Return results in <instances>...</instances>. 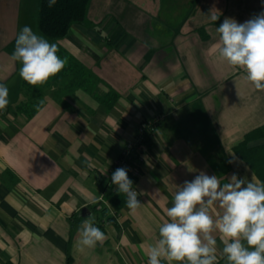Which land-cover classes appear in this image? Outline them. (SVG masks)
Instances as JSON below:
<instances>
[{"label":"crops","instance_id":"obj_1","mask_svg":"<svg viewBox=\"0 0 264 264\" xmlns=\"http://www.w3.org/2000/svg\"><path fill=\"white\" fill-rule=\"evenodd\" d=\"M37 3L0 0V83L9 89L0 110V264H147L178 186L202 171L222 183L233 173L256 177L232 148L264 124V91L219 58L216 28L226 17L243 23L264 3L90 0L85 22L55 42L76 69L41 85L43 104L26 117L12 53L23 26L41 35ZM154 116L133 183L141 206L115 213L113 161ZM222 212L210 208L214 218ZM88 216L106 240L81 252L78 228ZM220 247L218 264H227Z\"/></svg>","mask_w":264,"mask_h":264},{"label":"clouds","instance_id":"obj_2","mask_svg":"<svg viewBox=\"0 0 264 264\" xmlns=\"http://www.w3.org/2000/svg\"><path fill=\"white\" fill-rule=\"evenodd\" d=\"M55 3L56 0H49L48 6ZM218 19L210 15V20ZM216 32L219 58L242 70L256 90L264 91V10L243 23L226 17ZM58 52L56 43L25 25L15 38L12 59L21 64L20 77L38 86L66 66V59ZM8 104L9 89L0 83V110H5ZM111 182L117 186L118 193L127 197L125 203L129 209L141 206L126 167L117 168ZM215 204L223 210L218 218L210 214ZM166 216L168 221L160 225L157 241L149 248L147 264H218L220 245V257L227 264H264V182L254 175L246 179L233 173L222 183L220 177L202 171L178 186ZM214 232L219 235H213ZM78 233L76 247L81 252L106 240L91 216L82 220Z\"/></svg>","mask_w":264,"mask_h":264},{"label":"trees","instance_id":"obj_3","mask_svg":"<svg viewBox=\"0 0 264 264\" xmlns=\"http://www.w3.org/2000/svg\"><path fill=\"white\" fill-rule=\"evenodd\" d=\"M89 1L90 0H56L55 5L49 7L48 6L49 0H38L37 28L40 34L43 35L52 43H55L58 39L67 36L72 25L83 24L85 22ZM61 55L65 56L64 53H61ZM65 58L67 57L65 56ZM75 66H76L75 63L73 62L71 63L66 62L65 67L74 70L76 69ZM22 82H23L22 83L23 89L25 91L24 92L25 97L23 98V100H21V102H19V104H17V109L19 112L23 113L26 117H31L38 109L37 105H40L38 103V99L41 96V92H42L41 85L32 86L27 82H25L24 80ZM154 117L148 119L146 118L142 120L138 126H140L144 121L151 120ZM152 133L153 131L150 130L147 131L145 134H143L142 144L143 145L145 144L144 147L149 142ZM136 135H137V129L135 136ZM259 139H264V124L257 126L246 132L243 135V138L237 144H235L232 149L236 156H238L245 163H247V165L252 169L256 177L261 182H264V144H255V145L250 144L252 141ZM130 142H133V140ZM123 153L124 152L122 151L118 155V157H122ZM142 155L143 154L139 153L137 148L133 147L128 153V156L126 157L130 165L127 167L128 176L133 181V183L138 176L132 175V166L137 167L138 165L139 174H140V164L143 162L144 157L142 161L139 162L138 160H139V156ZM126 199L127 197L123 193L117 192V186L112 184L109 202H108L109 208H112L113 211L116 213L123 205L126 204L125 203ZM106 209L107 208H102L100 211L105 212ZM108 218L113 219L112 216Z\"/></svg>","mask_w":264,"mask_h":264},{"label":"built area","instance_id":"obj_4","mask_svg":"<svg viewBox=\"0 0 264 264\" xmlns=\"http://www.w3.org/2000/svg\"><path fill=\"white\" fill-rule=\"evenodd\" d=\"M159 121V117L155 116L153 119L144 121L140 126L137 128V135L134 137L133 142H130L126 148L123 150V156L118 157L113 161L112 164V170L111 173H113L117 168L119 167H128L129 162L127 161L126 157L128 156V153L130 150L135 147L139 151V153L143 154V147L144 145L142 144V136L145 134L147 131H154L156 128V125ZM143 160V155L139 156V162ZM132 175L133 176H139V169L138 165L137 167L132 166Z\"/></svg>","mask_w":264,"mask_h":264},{"label":"rangeland","instance_id":"obj_5","mask_svg":"<svg viewBox=\"0 0 264 264\" xmlns=\"http://www.w3.org/2000/svg\"><path fill=\"white\" fill-rule=\"evenodd\" d=\"M66 62H68V63H71V62H73L72 60H70L69 58L66 60Z\"/></svg>","mask_w":264,"mask_h":264},{"label":"water","instance_id":"obj_6","mask_svg":"<svg viewBox=\"0 0 264 264\" xmlns=\"http://www.w3.org/2000/svg\"><path fill=\"white\" fill-rule=\"evenodd\" d=\"M85 210H87V208H83V210H82V211H85Z\"/></svg>","mask_w":264,"mask_h":264}]
</instances>
